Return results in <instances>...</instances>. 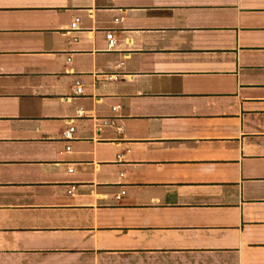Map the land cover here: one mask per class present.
<instances>
[{"label":"crops","instance_id":"1","mask_svg":"<svg viewBox=\"0 0 264 264\" xmlns=\"http://www.w3.org/2000/svg\"><path fill=\"white\" fill-rule=\"evenodd\" d=\"M0 264H264V0H0Z\"/></svg>","mask_w":264,"mask_h":264},{"label":"built area","instance_id":"2","mask_svg":"<svg viewBox=\"0 0 264 264\" xmlns=\"http://www.w3.org/2000/svg\"><path fill=\"white\" fill-rule=\"evenodd\" d=\"M77 22H78V17H75L71 23H70V29L71 30H76L77 29ZM106 38H107V49H112L115 45V39L113 37V34L111 31H107L106 32ZM75 39V38H74ZM122 63V62H121ZM119 63V65L121 64ZM101 76L107 80H117L120 78V73L119 72H102L100 73ZM83 91V87H82V82L80 79H75L74 81V85H73V94L74 95H79L81 94ZM112 109L114 110L115 107H112ZM84 114V110L82 108L77 109L76 111V116H82ZM104 123L106 122V120L103 121ZM74 130L75 127L73 125H68L65 129L62 130L61 135L62 137L69 141L71 139L74 138ZM70 149V145L67 144L65 146V150H69ZM68 171H72V167L69 166ZM74 188L73 185H70L68 192H71V190ZM124 192V190H121L116 197H120V194H122Z\"/></svg>","mask_w":264,"mask_h":264}]
</instances>
